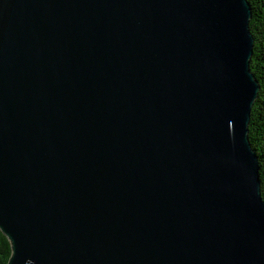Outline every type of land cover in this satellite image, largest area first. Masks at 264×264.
Here are the masks:
<instances>
[{"label": "water", "instance_id": "obj_1", "mask_svg": "<svg viewBox=\"0 0 264 264\" xmlns=\"http://www.w3.org/2000/svg\"><path fill=\"white\" fill-rule=\"evenodd\" d=\"M247 0H0L6 264H264Z\"/></svg>", "mask_w": 264, "mask_h": 264}, {"label": "trees", "instance_id": "obj_2", "mask_svg": "<svg viewBox=\"0 0 264 264\" xmlns=\"http://www.w3.org/2000/svg\"><path fill=\"white\" fill-rule=\"evenodd\" d=\"M251 17L249 28L253 35L250 70L259 84L248 122V139L259 165L260 191L264 200V0H247ZM11 254L10 242L0 231V264H6Z\"/></svg>", "mask_w": 264, "mask_h": 264}]
</instances>
